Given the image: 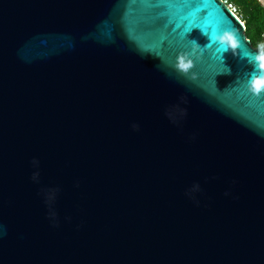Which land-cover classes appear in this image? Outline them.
Returning <instances> with one entry per match:
<instances>
[{
  "label": "water",
  "instance_id": "obj_1",
  "mask_svg": "<svg viewBox=\"0 0 264 264\" xmlns=\"http://www.w3.org/2000/svg\"><path fill=\"white\" fill-rule=\"evenodd\" d=\"M245 30L224 0H0V264H264Z\"/></svg>",
  "mask_w": 264,
  "mask_h": 264
},
{
  "label": "trees",
  "instance_id": "obj_2",
  "mask_svg": "<svg viewBox=\"0 0 264 264\" xmlns=\"http://www.w3.org/2000/svg\"><path fill=\"white\" fill-rule=\"evenodd\" d=\"M233 2L242 21L245 33L254 47L264 48V6L260 0H224Z\"/></svg>",
  "mask_w": 264,
  "mask_h": 264
},
{
  "label": "clouds",
  "instance_id": "obj_3",
  "mask_svg": "<svg viewBox=\"0 0 264 264\" xmlns=\"http://www.w3.org/2000/svg\"><path fill=\"white\" fill-rule=\"evenodd\" d=\"M231 47H232L233 49H235L236 47H238V45H237L235 42H232V43H231ZM259 59H260L261 61H264V54H261V55L259 56ZM184 66H187V65H184ZM261 67H264V63L261 64ZM250 91H252L253 93H257V92H260V91H264V88H257V87H256V83H255V81H253V82L251 83V86H250Z\"/></svg>",
  "mask_w": 264,
  "mask_h": 264
},
{
  "label": "snow or ice",
  "instance_id": "obj_4",
  "mask_svg": "<svg viewBox=\"0 0 264 264\" xmlns=\"http://www.w3.org/2000/svg\"><path fill=\"white\" fill-rule=\"evenodd\" d=\"M181 63L183 64V61L181 60ZM190 65L184 66L185 68L189 67ZM257 88H264V81L257 80L255 81ZM256 96H264V91H260L257 93H253Z\"/></svg>",
  "mask_w": 264,
  "mask_h": 264
},
{
  "label": "built area",
  "instance_id": "obj_5",
  "mask_svg": "<svg viewBox=\"0 0 264 264\" xmlns=\"http://www.w3.org/2000/svg\"><path fill=\"white\" fill-rule=\"evenodd\" d=\"M261 1V3H262V5L264 6V0H260ZM227 5H228V7L236 14V15H238V12H237V7H236V5L233 3V2H228V1H224ZM239 16V15H238ZM240 18V17H239ZM241 19V18H240ZM241 22H242V24L245 26V21H242L241 20Z\"/></svg>",
  "mask_w": 264,
  "mask_h": 264
}]
</instances>
